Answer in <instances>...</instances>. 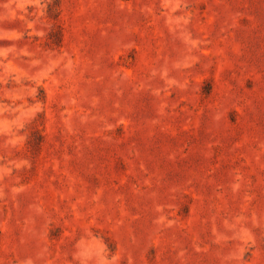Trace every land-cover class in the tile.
Masks as SVG:
<instances>
[{
  "label": "rangeland",
  "instance_id": "374dc122",
  "mask_svg": "<svg viewBox=\"0 0 264 264\" xmlns=\"http://www.w3.org/2000/svg\"><path fill=\"white\" fill-rule=\"evenodd\" d=\"M0 264H264V0H0Z\"/></svg>",
  "mask_w": 264,
  "mask_h": 264
}]
</instances>
